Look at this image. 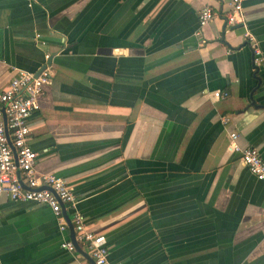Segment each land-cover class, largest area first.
Masks as SVG:
<instances>
[{"label": "crops", "instance_id": "1", "mask_svg": "<svg viewBox=\"0 0 264 264\" xmlns=\"http://www.w3.org/2000/svg\"><path fill=\"white\" fill-rule=\"evenodd\" d=\"M225 1L199 33L209 0H0V91L53 55L35 169L72 187L112 264H264V183L229 138L264 157V0L232 26ZM68 238L48 206L0 199V264H93Z\"/></svg>", "mask_w": 264, "mask_h": 264}, {"label": "built area", "instance_id": "2", "mask_svg": "<svg viewBox=\"0 0 264 264\" xmlns=\"http://www.w3.org/2000/svg\"><path fill=\"white\" fill-rule=\"evenodd\" d=\"M209 1L198 11L199 33L216 15L211 2H220ZM242 1L228 0L223 3L227 10L225 23L228 26L243 21ZM247 40L253 53L259 56L260 50L254 35L248 34ZM51 81L52 72L48 66L38 75L17 69L8 87L0 91V199L6 197L14 202L48 206L58 222L59 230L65 232L68 225L61 209V201L66 212H72L71 216L68 215L79 246L88 250L94 264H112L108 260L109 251L105 237L86 228L84 216L77 209L78 199L72 187L61 177L51 173H38L35 169L38 153L29 143V118L39 108V97ZM213 95L222 99L228 94L225 91H215ZM229 138L230 148L241 154L240 159L249 172L264 183V157L258 149L252 146L239 147L235 143L238 138L236 133H230ZM62 247L76 252L69 238L62 242Z\"/></svg>", "mask_w": 264, "mask_h": 264}, {"label": "water", "instance_id": "3", "mask_svg": "<svg viewBox=\"0 0 264 264\" xmlns=\"http://www.w3.org/2000/svg\"><path fill=\"white\" fill-rule=\"evenodd\" d=\"M52 58H53V55H50L49 59L47 60V62L45 64H43L39 69L38 71L36 72L35 75H38L43 69H45L47 66H50L51 63H52ZM255 66V65H254ZM255 68H257V66H255ZM258 79V84H257V88L260 86V83H261V80L259 78ZM250 101L252 103V105H255V100L253 99V96L251 95L250 97ZM19 173H18V177H19ZM51 190V189H50ZM52 191V190H51ZM54 194L55 192L52 191ZM61 203V209H62V212H63V215L65 216V219L67 221V225H68V229H69V232H70V240L72 241L75 249L77 252H81L82 249L81 247L79 246V244L77 243V241L75 240V233H74V229H73V225L71 223V220L69 218V215L68 213L66 212L65 210V206L64 204L60 201ZM87 256V255H86ZM88 257V256H87ZM90 259V257H88ZM92 263L94 264V261L91 259Z\"/></svg>", "mask_w": 264, "mask_h": 264}]
</instances>
